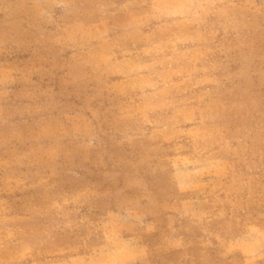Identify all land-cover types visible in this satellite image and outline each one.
<instances>
[{"label":"rangeland","instance_id":"374dc122","mask_svg":"<svg viewBox=\"0 0 264 264\" xmlns=\"http://www.w3.org/2000/svg\"><path fill=\"white\" fill-rule=\"evenodd\" d=\"M138 242L264 264V0H0V264Z\"/></svg>","mask_w":264,"mask_h":264},{"label":"crops","instance_id":"0c3cea01","mask_svg":"<svg viewBox=\"0 0 264 264\" xmlns=\"http://www.w3.org/2000/svg\"><path fill=\"white\" fill-rule=\"evenodd\" d=\"M111 234H107L105 235V240H104V246L106 245V243L108 244V237L110 238ZM129 238H120V241L122 243H127L124 240H127ZM131 239V238H130ZM121 244V243H120ZM137 246V251L135 253L129 252L127 255L123 254L122 256H118L117 259H114L110 256V258H107V260H104V257L106 256V252L103 250L100 251L99 249L95 251V253H93L90 256H78V257H72L68 260L65 261H60V262H55L53 264H143L146 261V254L144 253L145 249H143V245L142 243L138 242L136 244ZM106 250V249H105ZM101 252V253H100ZM104 254V255H102ZM103 257L102 260H98L99 258Z\"/></svg>","mask_w":264,"mask_h":264}]
</instances>
